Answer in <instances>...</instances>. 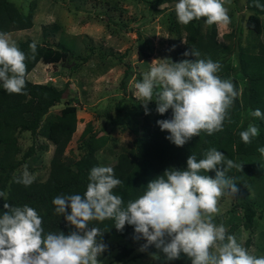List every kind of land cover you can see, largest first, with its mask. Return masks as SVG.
Listing matches in <instances>:
<instances>
[{
	"label": "clouds",
	"instance_id": "clouds-1",
	"mask_svg": "<svg viewBox=\"0 0 264 264\" xmlns=\"http://www.w3.org/2000/svg\"><path fill=\"white\" fill-rule=\"evenodd\" d=\"M228 0H177L175 12L182 24L205 18L208 25L230 23ZM255 7L264 11L261 0H253ZM32 53L37 44L29 45ZM174 50L170 49V51ZM185 59H156L142 80L135 83L134 96L142 98L145 115L147 105L154 102L155 111L163 116L171 109V118L157 120L161 131L177 147L184 146L192 137L205 132L211 136L223 131L229 109L238 96L231 78L222 79L221 64L211 59H196L195 49L183 53ZM195 57L189 60L187 57ZM26 54L19 49L9 34L0 31V88L8 93L23 94L26 87ZM251 116L264 121L259 108ZM255 124L239 133L243 143L249 144L258 136ZM264 155V146L258 148ZM198 159L192 153L186 167L168 168L144 187L143 194L127 204L114 189L122 181L111 166H95L88 175L83 195H58L52 203L55 213L63 217L72 230L45 232L42 217L27 204L12 206L4 203L0 213V264H103L99 260L107 246L102 241L99 227L90 222L114 220L115 228L123 231L126 225L134 229V238L145 241L139 248L151 260L160 264L186 257L190 264H264V256H254L242 246L226 227L213 222L218 200L222 196L237 197L238 187L227 175L238 168L221 151L210 148ZM25 171L16 183L25 187L34 175ZM214 172L215 175H208ZM6 194L0 191V200ZM162 254V255H161Z\"/></svg>",
	"mask_w": 264,
	"mask_h": 264
},
{
	"label": "trees",
	"instance_id": "trees-1",
	"mask_svg": "<svg viewBox=\"0 0 264 264\" xmlns=\"http://www.w3.org/2000/svg\"><path fill=\"white\" fill-rule=\"evenodd\" d=\"M172 2V0H165ZM264 3V0H261ZM237 0H235V5ZM245 10L248 16L244 22L246 32L245 42L241 43L243 31L239 30L235 42V32L223 36L228 43H221L217 39L215 24L202 32L195 19L188 24L174 21V29L179 35H183L184 49L177 62L185 59L183 53L186 50L195 49L200 53L196 59H211L221 64L218 75L222 79L231 78L238 91L239 75L244 83V88L237 96L234 104L229 109V116L224 122L223 131L215 132L209 136L201 132L199 136L192 137L184 146L177 147L166 137V131H161L156 121L171 118V109L163 116L156 111L155 103L149 104L148 115L145 109L141 113V122L127 117L122 112V100L116 103L114 114L105 115L107 124L120 127L129 131L134 136L133 146L125 149L118 157L116 164L112 166L115 176L122 183L114 189V193L122 197L125 204L143 194L144 187L172 168H185L187 158L194 152L197 158H203L202 154L210 148L221 151L228 159H232L237 165L240 157H264L258 148L264 146V121L251 116V111L259 108L264 112V44L259 41L263 34L264 11L255 7L253 0H245ZM33 27L31 14H23L9 0H0V31L6 33L27 31ZM41 43H36V52L33 54L29 45L31 39L19 42L17 46L23 51L26 59V87L23 94L8 93L0 88V191L6 196L0 200V213L5 211L3 205L12 206L27 204L37 210L42 217V227L45 232H64L67 234L72 229L66 225L63 217L55 213L53 199L58 195L81 194L86 190L90 170L99 166L96 153L101 145L96 143L95 136L91 135V125L88 123L80 135V150L82 156L79 159L64 157L65 151L76 129V109L70 101H66V109L55 116L49 117V111L59 104L64 96V90L46 84L32 83L27 76L39 64L51 65L58 62H70L73 58L69 46L64 42L60 27L55 24L42 25L40 28ZM233 55L237 59V67L227 63ZM149 58L148 54L138 52V60ZM194 60L195 57H187ZM129 77V70L125 69L120 87L124 90L125 79ZM247 114L244 119L243 115ZM249 124H255L259 128V134L251 143L241 141L239 133L245 130ZM29 133L32 137L40 136L53 146V154L49 162V174L45 182H33L25 187L16 183V178L21 175L19 168L25 160L33 158L36 153L47 151L46 146L35 147L32 145L25 151L21 158L18 145V135ZM208 175H215L209 172ZM227 175L237 184L239 189L237 201L242 210V227L250 234L253 232L254 219L258 216L253 204L247 201L241 193L249 188V179L264 178V172L252 166L244 164L241 170L229 169ZM227 195L220 197L223 200ZM99 227L103 232L102 241L107 245L111 235H115L125 242L128 247H123L116 256V260L122 264L145 241L134 238V229L126 225L123 231H118L114 226V220L103 222L92 221L90 227ZM251 236L245 241L244 247L249 248ZM154 247H150V252ZM170 264H190V261L182 256L181 259Z\"/></svg>",
	"mask_w": 264,
	"mask_h": 264
},
{
	"label": "rangeland",
	"instance_id": "rangeland-1",
	"mask_svg": "<svg viewBox=\"0 0 264 264\" xmlns=\"http://www.w3.org/2000/svg\"><path fill=\"white\" fill-rule=\"evenodd\" d=\"M23 14H31L33 27L27 31L9 33V37L16 43L31 39L41 43L40 28L46 24H57L62 30L64 42L69 46L73 58L70 62L44 65L39 63L27 76L36 84H46L64 90L61 102L49 111V117L55 116L66 109V101H70L76 109V129L65 151L64 157L79 159L80 135L85 126L90 123L91 135L96 143L101 145L96 153L99 166H114L118 155L133 146L134 136L120 127L107 124L105 115L114 114L117 102L122 100V112L127 117L141 122V113L145 109L144 100L133 95L136 82L142 80L143 75L150 70L151 63L156 59H171L177 62L183 49V35L177 34L174 21H178L175 3L165 0H9ZM230 23L228 25L215 24L217 39L221 43H228L223 36L235 32L233 42L242 30L241 43L244 44L246 32L244 22L248 16L245 10V0H228ZM205 18L195 19L196 24L205 32L210 25ZM263 34L259 41L264 44ZM170 51V49H173ZM138 52L149 55L143 61L138 60ZM232 67H237L236 56L227 61ZM125 69L129 70V77L125 79L124 90L120 87ZM238 96L244 88L239 75ZM154 102H149L152 104ZM147 105V106H148ZM247 114L243 115L245 119ZM20 156L32 145L46 146L47 151L36 153L33 158L24 161L18 173L22 175L27 165V171L34 175L37 183L45 182L49 174V162L53 154V146L40 136L32 137L29 133L18 135ZM238 165L251 164L264 172V157H240ZM250 186L241 193L251 202L258 216L254 219L252 234L242 227L243 215L239 208L237 197L227 196L218 200V211L212 214L213 222L223 224L229 234L235 235L237 241L244 246L251 236L248 248L250 254L264 256V178L249 179ZM105 253L98 257L103 264H122L116 256L125 242L114 234L107 242ZM134 251L124 264H160L152 261L150 253ZM162 255V254H161Z\"/></svg>",
	"mask_w": 264,
	"mask_h": 264
}]
</instances>
